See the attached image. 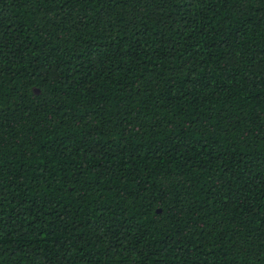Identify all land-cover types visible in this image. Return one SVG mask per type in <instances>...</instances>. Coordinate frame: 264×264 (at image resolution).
<instances>
[{
  "label": "trees",
  "instance_id": "trees-1",
  "mask_svg": "<svg viewBox=\"0 0 264 264\" xmlns=\"http://www.w3.org/2000/svg\"><path fill=\"white\" fill-rule=\"evenodd\" d=\"M0 264H264V0H0Z\"/></svg>",
  "mask_w": 264,
  "mask_h": 264
}]
</instances>
